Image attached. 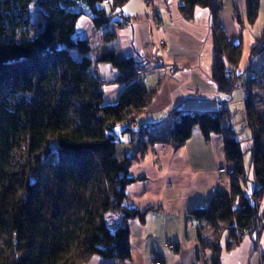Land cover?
I'll list each match as a JSON object with an SVG mask.
<instances>
[{
    "label": "trees",
    "instance_id": "obj_1",
    "mask_svg": "<svg viewBox=\"0 0 264 264\" xmlns=\"http://www.w3.org/2000/svg\"><path fill=\"white\" fill-rule=\"evenodd\" d=\"M127 1L0 0V264H89L94 257L111 264L130 259L126 222L142 219L143 212L124 207L126 187L134 179L127 172L131 157L118 159L122 136L132 145L147 138L177 146L196 128L205 142L211 135L223 136L221 174L228 189H217L205 207L188 213L206 229L205 235L197 233L211 256L204 264H221L223 250H232L262 228L257 201L264 193V112L257 111L253 95L264 90V63L246 84L240 83L236 70L242 45L229 43L214 26L212 79L221 93L245 92L248 140L237 139L224 110L178 113L168 138L159 136L157 124L133 130L154 96L143 86L145 81L134 82L136 62L113 61L119 72L116 81L127 87L117 104L104 106L103 84L92 71L88 48L74 39L81 17L89 18L96 30L129 23L122 15ZM179 2L187 19L197 7L211 9L213 20L220 11L214 0ZM32 5L43 18L38 29ZM259 5L260 0H245L250 25L258 18ZM113 39L112 33L104 37L105 42ZM83 46L86 52L78 48ZM263 51L264 27L248 59ZM248 141L251 145L244 148ZM247 154L251 178L244 165Z\"/></svg>",
    "mask_w": 264,
    "mask_h": 264
},
{
    "label": "crops",
    "instance_id": "obj_2",
    "mask_svg": "<svg viewBox=\"0 0 264 264\" xmlns=\"http://www.w3.org/2000/svg\"><path fill=\"white\" fill-rule=\"evenodd\" d=\"M146 2L151 5L148 7ZM214 6L220 8L215 20L211 9L199 7L187 19L180 13L179 0H128L122 7V15L131 21L122 27L101 30H96L89 18L81 17L74 39L82 40L88 48L92 71L103 84L104 106L117 104L127 87L116 81L119 72L113 61L131 58L136 62L135 72H142L145 77L143 86L154 92L133 130L157 124L159 136L168 138L178 113L216 114L224 110L229 112L237 139L248 140L250 132L244 127L241 106L245 92L235 89L231 94L221 93L212 79L214 26L224 32L229 43L242 45L236 72L239 82L246 84L264 63V51L251 61L248 59L264 27V0H260L258 18L253 25L247 21L245 0H214ZM107 33L114 34V39L105 42ZM85 46L78 48L86 52ZM73 52L78 55L77 51ZM235 102L237 106L233 110ZM121 140L118 159L122 162L131 157L127 172L134 179L126 187L124 207L143 212V218L126 222L130 259L111 264H154L155 255L162 258L161 264L208 262L210 254L204 252L197 236L198 231L204 234L206 229L201 230L188 213L207 205L212 187L219 191L228 189L227 177L218 171L225 166L223 136L211 135L205 142L196 128L182 146L171 141L150 142L147 138L132 145L127 143V136ZM250 145L248 141L243 147ZM247 167L251 178L250 159ZM257 217L262 225L260 232L245 236L230 251L223 250L221 264H264V193L257 201ZM226 239L224 234L220 241L222 248ZM166 242L175 243L176 251L167 249ZM89 264L109 262L94 257Z\"/></svg>",
    "mask_w": 264,
    "mask_h": 264
},
{
    "label": "rangeland",
    "instance_id": "obj_3",
    "mask_svg": "<svg viewBox=\"0 0 264 264\" xmlns=\"http://www.w3.org/2000/svg\"><path fill=\"white\" fill-rule=\"evenodd\" d=\"M31 8V11H32V20H33V22H34V24L36 25V27H37V29H38V23L40 22V21H42V16H41V12H40V10L37 8V7H35V6H31L30 7ZM74 56H75V52H71ZM252 75H253V73H252ZM245 76H243L242 77V81H244V78ZM261 81L263 82L264 81V79L263 78H261ZM253 100H254V102H255V105H256V108H257V111L259 112V113H261V112H264V90L263 91H258V92H256L254 95H253ZM235 105L237 106V103L235 102L234 103V107H235ZM241 106L242 107H244V102L242 101L241 102ZM233 110H236V107L235 108H233ZM236 118L239 116V113L238 112H236ZM237 133H238V137L240 138V134H239V130L237 131ZM249 155L247 154V155H245L244 156V161H245V167H246V170H247V164H248V161H249ZM41 173H40V176H41V179H42V181H47L48 180V177H47V175L43 172V171H40ZM36 174H34L33 176H35ZM212 192H211V190H210V194H211ZM115 228V225L114 226H112L111 227V230H113ZM168 246H169V244H167ZM176 248L174 247L173 249H170L171 251H173V250H175Z\"/></svg>",
    "mask_w": 264,
    "mask_h": 264
},
{
    "label": "bare ground",
    "instance_id": "obj_4",
    "mask_svg": "<svg viewBox=\"0 0 264 264\" xmlns=\"http://www.w3.org/2000/svg\"><path fill=\"white\" fill-rule=\"evenodd\" d=\"M138 77H140V78H145L142 72L137 71V72H135L134 80H135L136 78H138ZM238 84H239V83H238ZM218 171H219V173H223V172H224V167H223V168H220ZM216 191H217V188H213V187L211 188V192H212V193H216ZM212 193H211V197H214L215 194L212 195ZM238 235H240L241 237H238ZM242 237H243V236H242L241 234H237V238H242ZM166 243H167V244H168V243H171V244H173L174 247L176 248L175 243H173V242H166ZM167 244H166V247H167V249H169ZM169 250H170V249H169ZM201 250H202V249H201ZM175 251H176V249L173 250L172 252H175ZM202 253H203V251H202ZM210 258H211V256H209L208 260H210ZM154 259H155V261L160 260V261L162 262V258L158 257V255H155V256H154ZM164 261H166V260H164Z\"/></svg>",
    "mask_w": 264,
    "mask_h": 264
},
{
    "label": "built area",
    "instance_id": "obj_5",
    "mask_svg": "<svg viewBox=\"0 0 264 264\" xmlns=\"http://www.w3.org/2000/svg\"><path fill=\"white\" fill-rule=\"evenodd\" d=\"M144 81H145V78H140V77H138V78H136V79L134 80V82H136V83H142V82H144ZM237 87L240 88L239 85H238ZM214 194H215V193H212V195H214ZM238 237H241V236L238 235ZM168 244H169V246H168L169 249H173V248H174V245H173V244H171V243H168ZM154 264H161V261H160V260L155 261Z\"/></svg>",
    "mask_w": 264,
    "mask_h": 264
}]
</instances>
